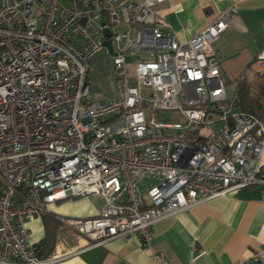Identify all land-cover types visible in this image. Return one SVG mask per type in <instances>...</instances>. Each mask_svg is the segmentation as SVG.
<instances>
[{
	"label": "built area",
	"instance_id": "2783aa9c",
	"mask_svg": "<svg viewBox=\"0 0 264 264\" xmlns=\"http://www.w3.org/2000/svg\"><path fill=\"white\" fill-rule=\"evenodd\" d=\"M165 1L0 0V264L69 255L60 244L40 257L25 227L69 197L104 198L95 217L56 216L84 246L139 237L145 249L155 222L194 204L248 186L264 199L262 119L227 95L213 47L237 7L180 42L155 13ZM102 50L116 75L107 100L89 91ZM158 111L185 123H159ZM148 175L156 181L142 190ZM259 262L254 254L234 264Z\"/></svg>",
	"mask_w": 264,
	"mask_h": 264
},
{
	"label": "crops",
	"instance_id": "0c3cea01",
	"mask_svg": "<svg viewBox=\"0 0 264 264\" xmlns=\"http://www.w3.org/2000/svg\"><path fill=\"white\" fill-rule=\"evenodd\" d=\"M231 4L237 13L213 47L226 87L236 94V107L261 118L264 125V60L258 58L264 51V0H168L159 3L155 13L166 23L163 32L183 42ZM250 101L257 102L258 112L244 108ZM260 164L264 170V149ZM260 189L243 187L155 222L146 249L139 237L84 246L78 235L57 220L56 216L95 217L104 205L99 195L48 203L47 213L26 220L28 239L36 244L47 237L46 248L61 244L70 252L55 264H157L152 254H161L162 264H234L257 254L259 264H264Z\"/></svg>",
	"mask_w": 264,
	"mask_h": 264
},
{
	"label": "rangeland",
	"instance_id": "374dc122",
	"mask_svg": "<svg viewBox=\"0 0 264 264\" xmlns=\"http://www.w3.org/2000/svg\"><path fill=\"white\" fill-rule=\"evenodd\" d=\"M116 30L120 31L121 28H116ZM126 61H127L128 79L130 81H135V75L133 73V70H134V65H135V62L137 61V58L135 56L129 55ZM91 65H92V70L89 74V79L91 81L89 91L91 95L93 97L101 98L103 100H107L115 96L116 94V85H115L116 75L114 74V71H113L112 60L110 56L107 55L103 50L99 51L91 58ZM229 89L230 88L226 87V93L228 96H232L234 93ZM155 116H156V121L162 124L182 126L185 123V120L182 116L175 114L173 112L158 111ZM155 181L156 179L153 178L152 176H149V175L145 176L141 183V189H144L145 186H148ZM25 227L28 230L26 226V222H25ZM70 230L73 231L72 229ZM28 235H29V232H28Z\"/></svg>",
	"mask_w": 264,
	"mask_h": 264
},
{
	"label": "trees",
	"instance_id": "16d2710c",
	"mask_svg": "<svg viewBox=\"0 0 264 264\" xmlns=\"http://www.w3.org/2000/svg\"><path fill=\"white\" fill-rule=\"evenodd\" d=\"M244 96V95H242ZM257 105V102L253 103V102H248V103H244V108L249 110V111H252V112H258L256 109H255V106ZM259 105V104H258ZM47 237L42 239L41 242L39 243H36L37 247H38V255L40 257H46L50 254L51 250L50 248H46V244H47Z\"/></svg>",
	"mask_w": 264,
	"mask_h": 264
},
{
	"label": "water",
	"instance_id": "95a60500",
	"mask_svg": "<svg viewBox=\"0 0 264 264\" xmlns=\"http://www.w3.org/2000/svg\"><path fill=\"white\" fill-rule=\"evenodd\" d=\"M105 34H106L107 36H109V35H110V33H109V31H108V30H105ZM104 43H105V45H107V46H108V48H109L110 52H111V53H114V52L112 51V49H111L110 42H109V41H105Z\"/></svg>",
	"mask_w": 264,
	"mask_h": 264
}]
</instances>
